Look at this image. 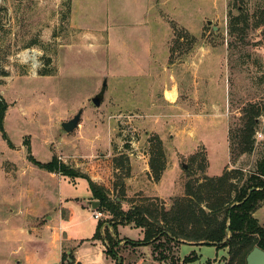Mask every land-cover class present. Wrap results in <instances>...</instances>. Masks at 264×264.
<instances>
[{"label":"rangeland","instance_id":"obj_1","mask_svg":"<svg viewBox=\"0 0 264 264\" xmlns=\"http://www.w3.org/2000/svg\"><path fill=\"white\" fill-rule=\"evenodd\" d=\"M159 1L168 24L155 26L157 37L146 45L131 11L142 0H75L73 19L74 0H0V94L8 103L4 130L12 143L0 131V246L6 242L2 231L8 218L52 222L69 214L64 206L71 198L93 197L86 178L48 172L30 155L40 163L57 156L105 185L112 197L114 186L131 178L130 196L119 201L124 209L153 197L170 208L174 197L184 195L190 174L203 180L222 175L226 167L249 173L263 157L264 24H256L264 19V0ZM244 15L249 24L242 21ZM233 17H240L235 32ZM109 32L113 46L106 41ZM168 35L169 63L184 60L186 66L174 76L144 69L147 55L163 62L159 52ZM105 78L104 100L95 106L92 98ZM171 84L180 93L177 104L161 96ZM251 104L261 112L255 148L237 156L232 139ZM79 111L78 128L65 131L62 123ZM156 137L166 162L159 181L147 172ZM69 207L76 208V201ZM78 211L84 231L71 227L66 232L87 236L95 224L93 210ZM262 219L264 223V215ZM117 230L120 238H144L131 224ZM17 246L7 243L9 250ZM121 246L124 264H153V246L125 241ZM193 251L199 257L196 264H224L229 257L228 248L189 243L180 244L177 255L184 258Z\"/></svg>","mask_w":264,"mask_h":264},{"label":"trees","instance_id":"obj_2","mask_svg":"<svg viewBox=\"0 0 264 264\" xmlns=\"http://www.w3.org/2000/svg\"><path fill=\"white\" fill-rule=\"evenodd\" d=\"M67 13H71V1L68 2ZM237 19L240 17L232 18L231 32L236 30ZM242 21L249 24V17L244 15ZM263 24L264 19L256 26ZM191 38L195 39L194 36ZM179 39H176L175 44L179 43ZM43 74L50 73L46 71ZM7 109L8 103L0 94V131L12 144L4 130ZM260 114V109L252 104L244 112L243 122L237 128L234 140L232 139V145L237 146V156L253 152ZM153 140L156 150L150 156L149 166L153 179L159 181L166 169L165 154L161 140L158 137ZM195 157L196 155L193 159ZM30 160L48 172L88 180L92 198L100 201L97 210L108 215L98 220L94 238L105 242L106 255L115 260L116 264H124L123 256L120 255L122 241L134 247L153 246V264H196L199 258L196 251L183 259L177 255L182 243L228 248L229 257L224 264H246L248 253L255 246L264 249V226L255 216L264 206V155L249 173L226 167L222 175L206 176L203 180L190 174L184 195L174 197L170 208H166L158 197H153L143 199L141 204L133 203L128 209H124L116 199L117 196H121L120 199L123 196L121 201L125 200L124 182L114 186L117 194L112 197L105 185L97 183L87 173L68 167L57 156L49 163H40L31 155ZM115 160L124 166L122 158ZM128 176L130 169L126 173V177ZM130 224L143 229V239L120 238L117 226ZM63 262L82 264L76 262L73 253L66 252L63 254Z\"/></svg>","mask_w":264,"mask_h":264},{"label":"crops","instance_id":"obj_3","mask_svg":"<svg viewBox=\"0 0 264 264\" xmlns=\"http://www.w3.org/2000/svg\"><path fill=\"white\" fill-rule=\"evenodd\" d=\"M159 3V0H142L141 6L136 9H131L132 13L137 15L136 24L138 27H142V38H144V40L146 41V45H151L152 39H156L157 37H153L155 26H159L160 24H168L167 20L163 17L164 12L161 11ZM161 4H165V1L161 2ZM76 8L77 7H75L74 0V6L72 7V19L75 17ZM84 9L85 8L83 7L82 10ZM78 10H81V8L78 7ZM129 10L127 9V12ZM108 35V39L106 40L107 44L108 46H113L112 39L110 38V32ZM172 36L174 37V30L172 32ZM172 36L170 37V39H168V35L167 38L162 41L160 52L159 45L156 47L157 52L163 54L159 56V58L163 57V62L159 64L157 61H155L156 59L152 60V58L147 55V64L144 66V69H147L149 71L159 70V72L166 73L170 72L171 76H174V72L178 70L181 71V68H184L186 66L183 62L184 60L181 61L182 63L178 61H174L171 64L169 63L172 54L170 46ZM86 41L90 42V40H88V37H86ZM178 66H181L180 69ZM155 68H157L158 70H156ZM105 74L109 75L108 73ZM167 90L175 92V98L173 100L167 98ZM161 96L163 97L162 99H164V101L169 104H177L180 99L179 90L172 84L171 86H165ZM147 172L150 173L149 168H147ZM131 183L132 180L131 178H129V181H127L126 183V189L128 193V195L126 196L127 198L130 196L129 192L132 186ZM138 190H142L147 193L146 189L142 187ZM81 199L82 198L79 197L71 198L68 202L70 203L76 201L77 207L72 209L69 207V203H67L68 206L66 205L64 207L69 208V214L65 217L62 214L57 217L55 216L52 222H44L43 220L39 219L35 224H30L31 221H29V219L22 218L13 220L11 218H8V223H5L6 228L4 229V231H2V233H4L6 242H4L5 245L3 243L0 246V264H63L64 252H66L67 254L73 253L76 262H81L82 264H115V261L106 255L105 242L101 239L94 238L98 219L94 217V209H92L91 206L85 204V201L93 198H91V196H87V198H83L84 201H82ZM80 207L85 210H93L92 214H90V217L95 221V224L92 226V228L90 229V233L87 236H78L76 235V233L72 234V232H66V229L71 227H79L80 231H84V226L80 219V211H78ZM263 215L264 206H262L255 213V216L259 219L262 225L264 224L262 219ZM56 222H58V226H55ZM2 226H4V224ZM141 230L143 232V229ZM26 233H28L29 235L26 236ZM20 237H25V240L24 238L21 239ZM15 242L18 243V246L10 247L9 250V247H7V243ZM147 246L148 245H145V247ZM151 255L152 251L150 252V256Z\"/></svg>","mask_w":264,"mask_h":264},{"label":"water","instance_id":"obj_4","mask_svg":"<svg viewBox=\"0 0 264 264\" xmlns=\"http://www.w3.org/2000/svg\"><path fill=\"white\" fill-rule=\"evenodd\" d=\"M209 24H211V21H208ZM217 26H214V29H217ZM108 86V80L105 78L102 88L98 94H96L92 98V102L95 106H100L102 104V101L104 100L105 93ZM82 117V111H79L74 117L69 119L68 121H64L62 123V127L67 132H73L75 129L78 128L80 121ZM184 167H186V164H184ZM117 201H120V197L117 196ZM85 204L91 206L92 209L97 210L100 206V201L96 199H90L85 201ZM246 264H264V249H262L259 246H255L247 255L246 258Z\"/></svg>","mask_w":264,"mask_h":264},{"label":"built area","instance_id":"obj_5","mask_svg":"<svg viewBox=\"0 0 264 264\" xmlns=\"http://www.w3.org/2000/svg\"><path fill=\"white\" fill-rule=\"evenodd\" d=\"M94 217L97 218L98 220L103 218V217H106V215L103 213V212H100L98 210H95L94 211Z\"/></svg>","mask_w":264,"mask_h":264},{"label":"bare ground","instance_id":"obj_6","mask_svg":"<svg viewBox=\"0 0 264 264\" xmlns=\"http://www.w3.org/2000/svg\"><path fill=\"white\" fill-rule=\"evenodd\" d=\"M166 96H167V98L173 100L175 98V92L174 91L167 90L166 91Z\"/></svg>","mask_w":264,"mask_h":264}]
</instances>
